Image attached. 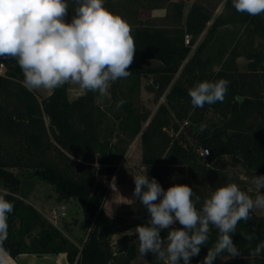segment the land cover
<instances>
[{"label": "trees", "instance_id": "1", "mask_svg": "<svg viewBox=\"0 0 264 264\" xmlns=\"http://www.w3.org/2000/svg\"><path fill=\"white\" fill-rule=\"evenodd\" d=\"M185 1L104 0L108 10L130 24L136 44L128 69L132 74L111 82L106 97L86 91L70 100L65 84L40 101L24 86V74L15 58L0 57L5 65V74H0V187L6 190L4 198L14 204L4 242L9 256L65 253L70 264H134L142 257L136 233L127 231L147 222V210L136 207L137 202L107 213V187L97 178L99 164L114 172L115 158L124 156L139 133L148 177L155 178L164 190L172 185L192 187L197 209L224 181L231 183L218 168L225 159L241 165L250 178L264 175V14L238 13L232 0H225L224 11L189 58L212 19V10L194 0L184 17ZM67 2L65 21L71 22L76 3ZM157 8L165 9L162 24L146 25L139 20L140 10ZM230 24L233 31L226 28ZM257 36L262 41L260 50L254 45ZM241 55L248 59L245 70L237 65ZM214 65L218 70L212 69ZM147 76L152 79L147 89L155 91L157 100L164 96L151 118L152 112L140 99L141 78ZM219 79L230 82L224 101L194 108L188 89L201 81ZM98 98H104L103 104H98ZM120 100L126 102L117 110ZM210 109L218 121L206 118ZM200 148L208 154L200 155ZM20 174L52 184L59 201H77L86 207L88 216L81 226L88 235L81 246L26 200ZM248 194L255 198L256 190ZM195 196L200 197L198 203ZM174 227L181 225L177 222ZM210 227L209 243L201 246L190 264H202L216 241L218 230ZM169 230H161V237L166 238ZM118 232L127 233L113 243L112 236ZM241 233L254 234L255 239L249 242ZM231 235L241 255L232 259L225 254L221 264H264V250L256 257L250 254L264 242V215L252 211L251 219L241 220ZM145 257L161 264L151 253Z\"/></svg>", "mask_w": 264, "mask_h": 264}, {"label": "clouds", "instance_id": "2", "mask_svg": "<svg viewBox=\"0 0 264 264\" xmlns=\"http://www.w3.org/2000/svg\"><path fill=\"white\" fill-rule=\"evenodd\" d=\"M75 14L66 22L67 0H0V57L15 58L24 74L23 84L29 91L54 90L71 83L82 90L109 94L110 82L127 78L134 61L136 44L132 28L119 14L104 6V0H75ZM238 13L264 14V0H232ZM229 81H201L188 89L194 108L223 102ZM126 101L120 100L116 109ZM116 177L110 187L116 191ZM255 198L236 183L215 189L200 209L193 201V188L172 185L167 190L147 174L134 176L133 196L147 210L148 219L135 227L139 254H153L161 264H190L201 246L209 243L210 226L218 230L213 246L208 248L202 264H214L224 255L232 259L241 255L232 235L238 223L251 219L252 211L264 210V175H253ZM195 201H200L195 196ZM14 204L0 195V264H7L4 242L8 237V214ZM181 227H174L176 223ZM170 229L167 237L161 230ZM249 242L254 234L241 233ZM264 250L259 243L251 256Z\"/></svg>", "mask_w": 264, "mask_h": 264}, {"label": "rangeland", "instance_id": "3", "mask_svg": "<svg viewBox=\"0 0 264 264\" xmlns=\"http://www.w3.org/2000/svg\"><path fill=\"white\" fill-rule=\"evenodd\" d=\"M192 1L194 0L185 1L184 17L187 15L191 7ZM197 1H200L212 10V19L207 23V27L205 28L204 32L198 37L196 43L193 45L192 50L189 54V58L194 55L196 47L203 41L207 29L211 26L213 20L224 11L223 9L225 4V0ZM157 10H159L157 12V15L153 17V11L151 9H142L139 12L138 18L146 25L162 24L164 22L165 9L157 8ZM226 28L232 31L235 29L231 24ZM187 38L191 37L188 36ZM261 42L262 41L260 37L257 36L254 45L259 50L262 47ZM237 65L240 70L247 69V57L245 55L239 56L237 58ZM218 68L219 66L217 65H214L212 67L213 70H218ZM151 80L152 79L150 76L141 78L142 88L140 94L142 106L152 112L150 118L157 111L160 104L164 102V96L157 100L155 91L147 89L146 85ZM121 82L122 84L126 85L127 79H123ZM67 86L68 98L70 100H73L86 92L85 90H82L78 85L68 83ZM52 91L53 90H46L43 88L33 90L38 100L40 101L43 98L49 96ZM97 102L98 104H103L104 98H98ZM206 118H208L210 121H218L219 119L217 115H214L211 109L207 112ZM45 120L48 124L49 119L45 118ZM148 121L144 124V127L147 125ZM141 142L142 136L141 133H139L127 145V150L125 151L124 156L121 159L115 158L113 173L109 172L108 165H98L97 178L101 183H103L107 187V195L104 201V208L109 214H113L116 211L120 210L125 204H136L138 202V204H136V207L142 206L139 203L138 199L133 196V191L135 188L134 176L140 174H147L146 168L142 164ZM218 168L223 169L225 171V174H227L228 179H230L231 183H236L241 189H244L248 192L256 190L251 185L250 177L247 175L245 169L237 162H234L231 158H227L223 162L218 163ZM113 176L116 177V191H113L110 187ZM20 177L22 179V190L24 194L27 195L28 201L34 206H36V208H38L40 212H42L50 222L62 228L63 231L68 234L69 238L73 242L81 246L82 240H85L88 235V232H85V230H83L81 226L82 221H84L88 216L86 207L77 201H59L57 199V193L53 185L47 181L40 180L35 177L32 178L30 174H20ZM228 181L229 180L224 181L223 184L227 185ZM5 192L6 190L3 187H0V195H4ZM255 212L258 215H264V210L256 209ZM66 226L69 229H67ZM127 232H135V229H131ZM127 232H118L114 234L112 236V242L115 243L123 234ZM57 255L58 254H50L49 256H53L52 258H54V256ZM48 264H51V262H48ZM134 264H152V261L146 257H139L134 261ZM214 264H221L220 260H215Z\"/></svg>", "mask_w": 264, "mask_h": 264}, {"label": "crops", "instance_id": "4", "mask_svg": "<svg viewBox=\"0 0 264 264\" xmlns=\"http://www.w3.org/2000/svg\"><path fill=\"white\" fill-rule=\"evenodd\" d=\"M153 17L157 15L159 10L154 9ZM165 13V12H164ZM28 201V199H26ZM29 202V201H28ZM39 210V209H38ZM50 254L44 255H37L33 253H22L18 255L16 258H12L11 256L7 255V263L8 264H70L67 260V256L65 253H59L57 256H49ZM12 261H11V260ZM225 259H220V263L223 262Z\"/></svg>", "mask_w": 264, "mask_h": 264}, {"label": "built area", "instance_id": "5", "mask_svg": "<svg viewBox=\"0 0 264 264\" xmlns=\"http://www.w3.org/2000/svg\"><path fill=\"white\" fill-rule=\"evenodd\" d=\"M186 41L189 42V39L187 38ZM0 74H5V65L2 61H0ZM199 153L202 156H206L208 154V150L205 148H200Z\"/></svg>", "mask_w": 264, "mask_h": 264}, {"label": "water", "instance_id": "6", "mask_svg": "<svg viewBox=\"0 0 264 264\" xmlns=\"http://www.w3.org/2000/svg\"><path fill=\"white\" fill-rule=\"evenodd\" d=\"M237 99L242 101L243 100V97L242 96H237Z\"/></svg>", "mask_w": 264, "mask_h": 264}]
</instances>
